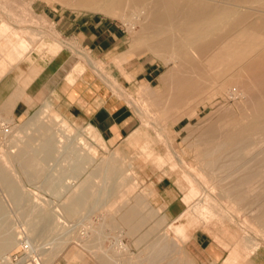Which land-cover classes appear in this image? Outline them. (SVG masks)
<instances>
[{"label":"bare ground","instance_id":"obj_1","mask_svg":"<svg viewBox=\"0 0 264 264\" xmlns=\"http://www.w3.org/2000/svg\"><path fill=\"white\" fill-rule=\"evenodd\" d=\"M46 1L53 4H58L60 6H67L68 8L70 7L78 12L90 11L93 13H99L104 17L117 19L122 21L123 23L129 24L130 28H133L134 26V22L133 19H131V17H133L136 21L137 18L140 17L142 18V15L144 16L146 10L148 11L152 9L153 11L154 8V12H155L157 10L156 8L162 7L161 9L162 10L164 9V11L161 14L160 11L162 10L160 11L157 10L156 12L159 11L158 12L159 14L157 13L158 16L156 18L153 17L155 19L153 18L152 20L150 19L152 22V23L149 22L150 30L148 29L149 26L147 25L148 28L146 30L147 32L145 31V34H147L146 36H148V39H150V41L146 42V45H144L145 44L144 43L143 44L144 47L141 48L140 50L136 52L130 51L124 54L127 57H131L132 55L150 52L152 55L158 57L159 62L166 69L164 70V72H161L159 76L160 84L158 85V89L159 91H161L162 97L159 96L160 93H158L157 95L159 97H155V94H157V92L152 86L148 85V83H143L142 85L139 86V88H137L136 93L140 97V101L144 106V109L146 110L145 113L149 115H147L146 117L144 116L141 117L142 120L141 126H138V128L132 131L127 136V138L129 140L128 142L130 145L139 146L147 157L153 158L154 161L158 160L162 164L168 163L171 166L170 168L175 169L179 161L175 159L177 155L174 156L171 152H168L165 155L157 153L158 151L155 152L152 146L153 140L150 137H148V133L146 132L144 127L148 126V122H149L148 120L151 116H153V113L154 116H156L155 113L157 114L160 113L161 111L164 112L165 115H167V118H165L166 116L164 115V113L161 112V116L163 115L162 117L167 120L168 118L170 120V116H172L171 122L174 125H177L179 122L186 119L187 122L185 124L184 130L186 131L187 134L185 135L192 137V142L189 145V147L188 145L187 147L189 150L191 148V154L193 156L194 164L192 166H186L184 164L186 169L182 171V177L186 180L188 184V189L185 192L182 201L183 204L187 206V208L181 211V213H179L178 216L166 222H165L166 219L163 216H162L163 218L154 219L155 209L154 210L149 209L151 212L148 214L149 216L151 215L150 217H152V219H154V224L150 225L153 227V229L151 227H150L151 229L147 228L148 231L146 230L145 231L149 233H147V235L145 236L144 233L146 232L143 231L142 234L140 235H144L145 237L143 236L144 237L143 239L146 240V237L149 234L154 233L153 235L156 236V239L159 240L155 242L153 241L152 245H154L155 243H162L163 247L166 246L165 248H169L168 246L169 245L171 246L172 243L167 245L166 244L167 241L164 239L166 238L169 232L174 234L173 239L179 238L180 240H182L181 238L185 237L187 229L185 223L182 222L184 218L187 220V223L189 225L194 223L196 219L200 218L201 217L200 215H202L203 218L205 219L206 217L207 218L214 217L222 220L221 215H223L224 217L225 212L229 210V207L226 206L227 208L223 209L225 212L221 214L220 212H222V208H220V206L218 207V203L220 202L219 199L226 198V200L228 199L232 202L234 198H239V196H241L242 198H246V196L244 195H247L249 199L252 198L250 201L246 199L247 207L245 208L243 206L241 207L238 206L240 208L238 209L243 211L241 213L242 217L238 218L239 222H241L242 224L241 226L242 228H240L241 229L240 237H238L237 241L234 243V245L228 251L227 255L224 257L225 259L223 260V264H256L254 261H252V259H249L248 257V255L250 254L249 248L252 247L251 246L252 237L248 235V231L250 230L251 232L255 233L257 236H260L261 237L260 243L261 242L264 243V194H263L264 191L263 193H261V191L263 190L261 188L259 189V191L261 190L260 191L261 194L259 192H258L259 194L257 193V195L251 193V191H253L255 186L258 187L259 185L260 187V184L258 183L259 181H264V19H252L254 18L255 15H253L251 19L250 18L247 19L249 17L247 15L248 13L247 14L238 13V12L236 13L239 7L238 9L236 8L237 6H241L240 5L241 3L248 5L245 2L259 1L260 4V2L262 1L261 0H254V1L252 0H46ZM192 1H194V3L195 1H197L198 2L197 5L200 4V6L193 5L194 3ZM208 1L213 2L214 4L212 3L210 4V2ZM9 11H11V9ZM28 11H30L33 17H35L34 15H37L32 8H30V10ZM235 14L236 16H234ZM28 15L30 16V14ZM153 15H156V13L155 14L153 13ZM259 15L261 16L260 13ZM45 19L46 18H44V16H41L40 18V20L42 21H44ZM0 22H1L0 23V71L4 70L6 64H13V63L17 64L24 59L30 61V56L26 55L28 49H31V51L35 50L38 53L41 52L42 54V50L45 51L46 48H48V46H51L54 49L52 51L56 53L58 51L61 52V49L67 46L62 41L59 40L60 38L58 39L57 37L52 36L50 33L45 32L42 29L27 28V30L25 31L21 30L22 31L21 32L11 28L10 25L5 20H3V18L0 20ZM41 25L43 26L42 23ZM143 27L144 26H142V28ZM144 29H146V27H144ZM53 32L56 33L57 35L59 34L54 30ZM24 33H26V36L23 35ZM135 33L137 34L136 31ZM145 34L143 33V35ZM137 36L138 35H134L131 38L132 39L131 41L133 42L134 46L141 43L139 41L140 43L134 44L135 40L138 39ZM145 37H143V39L147 41ZM50 49L51 48L49 47V50ZM52 53L53 52H51V54ZM51 54L49 56H51ZM54 55L55 54H53V56ZM53 56H51V59ZM88 60H89V56L87 61ZM179 60L186 61L187 63H189L188 66L186 65L184 67L183 66L178 67L176 63L177 61L179 62ZM90 62L94 63L95 61L93 62L89 60L88 63ZM231 62H236V63L239 62L240 66H238L234 72H230L228 73V75H226V72H228L230 68L229 66H231L230 65ZM92 63L91 65H94ZM169 64L171 65L175 64L177 68L174 66L175 69L174 67L173 69L177 71L175 72L174 70L169 68L170 66H168L167 68V65ZM34 68L36 69L28 73H26V71H23L22 73L17 72V77H16L17 83L20 84L21 87L24 88L41 69L37 65H35ZM28 70H30V68ZM74 73L79 75V71L77 69L71 70L70 74L67 75V80L71 84L75 82ZM100 77L102 76L100 75ZM127 78L130 80L133 79V76L129 74L127 75ZM108 86L111 90L115 91L116 88L113 82L112 83L109 82ZM169 88L171 90L172 88H174L172 91L175 90L174 93L171 95L172 97L170 95L168 96L166 95L169 92H170L169 94H171L172 92L171 90H168ZM20 94H21L20 92L16 91L13 94L7 95L5 97L4 102L1 105V109L8 114L11 113L18 99L22 97V95ZM224 94H226L227 98ZM219 97H222L223 101H218ZM185 103H188L187 105L189 107H187L185 111L178 113L177 112L179 110L178 106L180 105L181 108L182 106L185 107L186 105ZM171 104L174 107L171 106ZM168 105H170L171 107ZM162 107L166 110H164ZM172 107L176 108L177 114L175 116H173V114L175 113H172L173 111L172 112L170 111ZM167 108H169L168 109L169 114L172 113V115L167 114L168 113ZM183 108L182 110H184ZM206 109H209V111L206 112L203 116H201L200 112ZM160 118L161 117L157 115V119H158L157 121L161 124L160 121L163 120L162 122H164V119L160 120ZM194 118H196V122L193 123L192 121L194 120ZM167 120H165V123ZM6 123H8V125H12V127L11 128L9 127L7 129H5L6 127H4L3 129H1L3 136L6 138L0 140L1 142L4 141L2 143L3 145L4 143L7 144L8 152L9 154H11V156L9 155L10 158L16 161V163L19 164L23 169H25L24 173L22 172L23 176L25 174L26 169L28 170L34 168L38 164V160L34 154L35 153L34 150L36 149H32L33 151L31 150L33 153L29 151V147L31 148L30 140L34 142L35 139L33 137H35L34 136L35 134H37V137L39 136L41 137L42 140H44L43 146L46 147V149L52 146L53 144L55 145L60 144L63 146L64 144H67L69 147L67 152L68 151L72 152L71 153L72 155L73 153L76 154L75 158L71 157L74 158L71 159L72 161L70 160V162L72 163L73 160L76 159L77 161L79 160L78 162L79 164L80 162L83 164L84 163L89 164L90 158H92L94 154H97L100 150H105V151L108 150V145L104 140V138L102 137V135L100 134V132L89 123L85 128L82 129L81 133H78L77 135L81 139V141L75 143L74 137H76V132L72 130L73 124H71L69 120L66 117H64V115L60 114L48 100H44L43 103H41V105L39 106V109H37L35 113L27 117L26 119L24 120L22 119L21 123L17 124L14 121L13 117L12 118L9 117V119H4V121L1 122L0 125L2 126ZM165 123L163 124L165 125ZM163 124H162V128L164 127ZM10 129L12 130L11 132ZM158 131L160 130H157V132ZM157 132L155 135H158ZM158 133L160 135L161 132ZM164 134L165 133H163V135ZM186 138L183 137L181 139L186 140ZM37 142L39 143V141ZM94 144H96L97 146H94ZM0 150L2 149L0 148ZM62 151H64V149ZM4 152L6 154V151ZM116 153L112 152L110 155L108 154L109 156L108 157L106 156L103 164H99L93 170L92 169L91 170L92 171L96 170L95 173L98 174L100 173V175H104L106 178H109V180L112 181L114 180L115 188L125 187L126 189H131L132 184H134V182L131 181L128 184H124L126 177H128L130 173H128V169H125L126 168V166H124L125 164L122 165V162H120L121 159H119L120 157L118 158ZM76 156L79 159H77ZM65 158H67V156ZM156 163L158 164V162ZM70 165L72 164L70 163ZM60 166L61 164L58 166V170H60V168L62 167ZM72 166L74 167V165ZM61 169L63 170L64 168L62 167ZM77 169H79V167ZM62 170L60 171V173L63 174ZM80 171H77V173H79ZM67 172H69L67 174H70V171ZM58 173L56 175L57 177H58ZM45 175L47 174L44 173L43 177ZM56 176L55 174H53L52 177L50 176L52 182L53 180L55 181V179L57 180V178L52 180V178ZM0 180L6 186V188L12 192V194L13 193L15 194L16 199L20 197V194L16 192L17 190L12 182V178L6 171L3 164H0ZM59 180L61 181V179ZM60 181L59 183H61ZM112 181L109 183V185H112L111 184ZM254 182H257L258 184L254 185ZM53 184L54 183H52L50 187L49 186L46 187L49 188L47 189V191L50 192V189L52 190ZM62 184L65 185V183ZM257 187H255V189ZM62 188L65 189V186ZM108 191L109 190H107V192ZM56 192H57L56 196L58 197V194L60 195V193H58V191ZM97 193L98 190L96 192V195ZM210 193L217 194L216 198L213 197L212 194ZM250 193L254 195L251 198H250L251 196ZM10 199L12 200V198ZM13 199L15 200V198ZM19 199L21 201H24L22 196ZM19 199H17V202L19 201ZM27 199L25 200L27 201ZM82 199H84V196L76 197L74 199L72 198L71 201L68 202V204L63 208L64 216L68 217L69 215L75 214L79 205L82 204V202H84V200ZM93 200L92 202L95 201ZM142 204L146 205L142 201H136V203L133 204V206L129 205V207L124 208V210L122 208L121 220L125 225H127L128 231L130 233H134L138 228V224L145 223L144 220L148 218L145 215L144 217H139L138 215L137 210L139 207H141ZM117 206L119 207V205ZM118 207L113 209L114 210L117 209L119 211L120 207L119 208ZM142 208L144 207L142 206ZM238 209H236L237 211H235L237 216H238ZM2 211H3V207L0 204V212ZM48 211L46 213L44 212V215L41 216L42 220L40 221H38L40 219L39 216L37 220L39 229L38 226L36 225L37 227H35L36 229L35 231H33L34 233H32L31 238L35 239L36 236L33 237V234H35V232L38 233V231L41 232L43 231L44 236L46 235L45 234L46 232L49 235V233L54 230V225L57 226L56 224L58 223L63 224V222L60 220V217H55V221H54L53 220L54 217L52 218L53 215H50V212ZM21 213H19L20 218H21ZM140 215L143 216V214ZM160 220L162 221L160 222ZM231 220L229 221L232 222ZM40 222L42 223L41 228H40V224H41ZM163 222H165L164 227H162L161 228L162 231L159 232L161 230L159 229V225L162 224ZM202 225L204 227V224ZM27 237H29L30 239L29 235ZM74 237L75 236H73V239H75L76 241V243L74 242V244L76 245L69 244L71 243V242L69 243L67 242L69 240L64 242L66 244L68 243V245L65 247V250L63 252L69 254V255L64 254L65 256H70V255L72 256L77 254L75 246L79 245L83 247V245L85 244L84 243V239H86L84 238L85 236L83 237L84 239H82L83 242L80 240L81 239L80 235L79 237L77 236V233H76L77 238ZM139 237H137V239L134 238L135 239L134 241L140 243L141 240ZM43 239H45V237ZM19 243L21 242L18 239H16V236H14L13 234L11 233L1 234L0 252L3 251L6 252V250L8 252V250L12 249L14 246H16ZM114 243L115 241L113 242V244ZM117 244H119V242ZM148 244H145V246ZM28 245L30 246L29 243ZM258 245L259 243L256 242V245L254 247L256 248L258 247ZM35 246L36 245H34V247ZM128 247L126 246V244L124 245L122 244L121 246L119 244V246H117V249L116 250L114 249L115 251L114 250L113 251L116 253L127 252L126 254H128L130 251ZM171 247H173V245ZM57 248L58 245L48 252L41 251V254L44 255V257H46V260H49L54 255L57 254V253L55 254ZM255 248L252 247L251 249L255 251L254 250ZM178 249L179 248H177V250ZM39 251L40 249H38V252ZM27 252H30V250L29 251L27 250ZM2 257H4V255H2ZM106 257L110 258V256L108 255H106ZM110 259H111L110 261L112 262H115L117 260L114 259L115 261H113V258ZM121 259L123 260V258ZM30 260L36 264L41 263V260L39 261V258H36V256H34L32 253L30 254L26 253V256L18 259L16 262L8 261L6 264H28ZM101 261L103 262L104 259H101ZM169 262L171 263V261H168L167 263L165 262V264H168Z\"/></svg>","mask_w":264,"mask_h":264},{"label":"rangeland","instance_id":"obj_2","mask_svg":"<svg viewBox=\"0 0 264 264\" xmlns=\"http://www.w3.org/2000/svg\"><path fill=\"white\" fill-rule=\"evenodd\" d=\"M261 1L262 2H260V4H259V1L245 2L248 5L241 3L240 4L241 6H237L236 9H238V7L239 9L236 11V13L237 12L246 13V14L248 13L247 15L249 17L247 19L249 18L251 19L253 15L255 16L252 19H264L262 18L264 17L263 15L264 14V5H263L264 0H261ZM192 2L194 3V1ZM195 3L193 5H197L198 2L195 1ZM211 3L214 4L213 2H210V4ZM198 5L200 6V4ZM30 8H32L36 12L37 15H34L35 17H33L30 11H28L30 10ZM161 8L162 7L156 8V9L160 11L162 10ZM10 9L11 11H9ZM150 11H152V9L148 11L146 10V12L144 13L145 18L142 15V18L141 17L137 18L136 21L133 17H131V19H133L134 26L133 28H130L129 24L123 23L120 20L107 18L99 13H93L90 11L78 12V11H75V9H72L70 7L68 8L67 6H60L58 4H53V3L47 2L46 0H0V20L3 18V20H5L10 25L11 28L18 30V31H21V30L25 31L27 30V28L28 29H42L45 32L50 33L52 36L57 37L58 39L60 38L59 40L62 41L65 45H67L63 47V49H61V52L58 51L56 53L52 51L54 49L51 46H48V48H46L45 51L42 50V54L41 52H39L40 53L39 54L35 50L31 51V49H28L27 50L28 54L26 53V55L30 56V61L24 59L17 64L16 63L6 64L4 67V70L1 69L2 71H0V81L3 80L4 78H7V80L9 81L12 75L13 77L16 75L15 76L16 78L17 72L22 73L23 71H26V73H28L30 71H33L34 69H36L34 68L35 65L41 68L43 64H45L47 61L51 59V56H53V54L55 55L52 58H54L60 53H63V57L67 60L66 65H65V75H64L66 80H67V75L70 74V71L73 69H77L79 71V75L74 73L75 81L82 80V79L83 80L93 79L98 85L104 86L110 91H113V90L109 88L108 83L113 82L116 89L112 93L116 97L118 96L117 97L118 99L124 101L131 108V110L133 111L137 119L136 128H138V126H141L142 124L141 117L142 116L146 117L149 114L145 113L146 110L144 109V106L142 105L140 101V97L136 93V90L143 83H148V85L152 86L157 92V94H155V97H159V96L162 97L161 91H159L158 89V85L160 84L159 76L161 72H164V70H166L165 67L159 62L158 57L152 55L150 52L132 55L131 57H127L124 55L125 53L130 52V51L136 52L140 50L141 48L144 47V45H146V42L150 41V39H148V36H146L147 34H145V31L148 28L147 25L149 26L148 29L150 30V23H152L151 20L153 17L156 18L158 16L157 13L159 12V11L154 12V8H153L152 12L154 14L156 13V15H153V13ZM163 11L164 9L160 11V14ZM256 13L258 15L260 13L261 16L260 15L258 16ZM28 14H30V16ZM14 16L15 18L16 17L17 18L15 19ZM41 16H44V18L46 19L44 21L40 20ZM234 16H236V14ZM99 17L108 19L116 23L123 29L125 43L119 52L97 56L91 51H89L88 49L82 47L79 41H77L75 38L62 35L58 29V26L56 25V20L60 18H66L71 21L74 19H92V18L96 19ZM32 18H35V19H32ZM138 20H141V21H138ZM40 22L43 24V26L41 25ZM36 23H39V24H36ZM142 26L146 27V29H144V27L142 28ZM53 30L59 34L57 35L56 33H54ZM135 31L137 32V34L135 33ZM143 33L145 35H143ZM23 35L26 36V33H24ZM134 35H138L137 36L138 39L135 40L134 44H138L141 42L140 44L136 46H134L133 42L131 41L132 40L131 38ZM142 36L143 37L146 36L145 39H147V41L144 40ZM49 47L51 48L50 49L51 51L49 50ZM127 48H130V49H127ZM51 52L53 53L51 54ZM50 54L51 56H49ZM88 56H89L90 61H93V62L95 61V62L88 63L89 61V60L87 61ZM183 61L181 60H179V62L177 61L176 64L178 65V67L179 66L184 67L186 65L188 66L189 63H187L186 61H184L185 62L184 63ZM91 63L94 65H91ZM144 64H146L147 66L152 64L151 66L155 69L154 73H152L151 78L149 79L150 81L144 80L143 75H140L137 79L135 78V74L138 73L142 69ZM172 65L171 64L167 65V68L168 66H170L169 68L174 70L176 66L175 64H172ZM230 65L231 66H229L230 68L228 72H226V75H228V73L230 72H234L236 68L240 66V63L231 62ZM29 68L30 70H28ZM174 71L176 72L177 70H174ZM126 74L132 75L133 79L129 80ZM100 75L102 77H100ZM170 88L168 90H171ZM173 89L174 88H172V90ZM174 91H172L171 94H169L170 92L169 93L167 92L168 94L166 95L171 96L174 93ZM158 93H160L159 96H157ZM224 95L226 96V94ZM219 99L218 101H223L222 97H219ZM44 100H48L60 114L64 115V117H66L69 120V122L73 124L72 130L76 132V137H74V142L75 143L80 142L81 139L77 135L78 133H81L82 129L85 128L88 123L85 122L83 119H80L78 117H73L65 113L62 110V107L56 101H54L53 98H50L48 96L47 97L41 96L38 98L27 97L25 101L27 102L30 109L22 117H15L14 115H12V113L8 114L4 112L0 107V118H1L0 123L3 122L4 119H9V117L10 118L13 117L14 121L17 124L21 123L22 119L24 120L27 117L31 116L33 113H35V111L39 109V106L41 105V103H43ZM185 104H186L185 107L181 105L182 108L184 107L183 108L184 110H182L180 105L178 106V109H179V110L177 109L178 113L185 111V109L189 107L187 105L188 103H185ZM171 106L173 105L171 104ZM173 107L170 111L171 112L173 111L172 113H175L173 114V116H175L177 112H176V108H173ZM168 109L169 108H167V111ZM208 111L209 109L202 110L200 112L201 116H203ZM161 112L157 114L155 113L156 116H154V113H153V116L150 117L153 121L149 118L148 126L144 128L146 132L148 133V137H150L153 140L152 146L155 152L158 151L157 153L162 154V155H165L168 152H171L174 156L177 155L175 159L179 161L175 169L170 168L171 166L168 163L162 164L158 160L154 161L153 158L147 157L143 153V151L140 149L139 146L130 145L127 137L124 140H122L119 144H116V145H109L108 142H106L108 145V150L106 151L100 150L97 154H94V156L90 158L89 164L88 163L83 164L81 162L79 164L78 163L79 160L77 161L76 159H75L76 161L73 160V163L70 162L71 159L75 158L76 154L73 153L72 155L71 154L72 152L70 151H68L69 153L67 152V150L69 149L67 144L63 143L65 147L60 144L59 145L53 144L52 146L46 149V147L43 146L44 140H42L41 137L39 136L37 137V134H35L34 135L35 137H33L35 139L34 142L30 140L31 148L29 147V151L33 153L32 149H36L34 150L35 151L34 154L38 160V164L34 168H31L28 170L26 169L27 173L25 171V174H24L25 177H24L23 173L25 169H23L19 164L16 163V161L10 158L11 154H9L8 152L7 144L4 143L3 145L2 143L4 141L1 142V140L6 138L3 136L1 129H3L4 127L11 128L12 125H8V123L2 126L0 125V139H1L0 148L2 149L0 150V164L4 165L6 171L12 178V182L15 185V188L17 190L16 192L20 194L19 198H21L22 196L24 200V201H21L19 198H17L19 199V201L17 202L15 194L14 193L12 194V192L8 190L6 186L0 180V204L3 207V211L0 212L1 214L0 215V235L11 233L14 236H16V239H18L21 242L17 244L16 246H14L12 249L8 250V252L7 250L6 252L5 251L0 252V264H6L8 261L16 262L18 259L26 256V253L27 254L32 253L34 256H36V258H39V261L41 260L40 264H47L48 261H49L48 264H116V263L118 264H165V262L167 263L168 261H171L172 264H223V261H221L220 259L218 261L216 259L215 261V258L210 259L207 257L206 258L202 257L201 261L199 259H196L193 256V254L189 251V248H188L190 240L194 236V234L196 233L201 234V232H204L212 238L210 242L214 246V248H217L218 250L223 251V253L227 255L228 251L234 245V243L237 241L238 237H240V234H241L240 228H242L241 227L242 224L241 222H239L238 218L242 217L241 213L243 211L239 210L240 209L239 207L243 206L246 208L247 207L246 199L250 201L252 199L251 198L252 196L257 195L258 192L260 193L261 190L259 191V189L262 188L263 190L261 191V193H263L264 181L258 182L260 184V187L259 185H258L259 188L255 186L258 188V189L256 188L257 190L253 186L254 189L253 191H251V193L254 195H252L251 193H250L251 196L249 195L251 199H249L247 195H244L246 196V198H242L241 196H239V198H234L232 202L228 199L226 200V198L219 199L220 202L218 203V207L220 206V208H222V212H220L221 214L225 212L223 209H226L227 207H229V210L225 212L224 217L223 215L220 214L222 217V220H220L219 218H214V217L213 218L206 217L207 219L206 220L205 218H203L202 215H200L202 218L200 217L196 219L194 223L189 225L187 223V220L184 218L182 222L185 223V226L187 229L185 237L181 238L182 240H180L179 238L173 239L174 234L169 232L166 238H164L167 241L166 243L167 245L172 243L173 247H171L172 245L168 246L170 250L169 248H165L166 246L163 247L162 243H155L154 245H152L153 241L155 242L159 240V239H156V236L153 235L154 233L149 234L146 237V240L143 239L147 235V233H149V232H146L148 231L147 228L149 229L151 227L153 229V227L150 225L154 224V219L165 217L166 219L165 222L170 221L171 219L179 215V213L177 212L181 213V211L187 208V206L184 205L182 201H183V196L188 189V184L186 180L182 177V171L186 169L185 165L192 166L194 164L193 156L191 154V148L190 150L188 149L189 145L192 142V137L186 136L185 134L187 133L184 130L187 120L184 119L181 122H179L177 125H174L171 122L172 116H170V120L169 118L167 120L165 119L167 118V115H165V113L162 112L166 116V117L164 116L165 118H163L162 117L163 115L161 116ZM172 113L169 114V111H168L167 114L172 115ZM157 115L161 117L160 120L164 119V122H162L163 120L162 121L159 120L161 122L160 124L157 121L158 120ZM165 120H167L166 123H165ZM192 122L193 123L196 122V118H194ZM163 123H165V125ZM162 124L164 126L163 128H162ZM160 128H162L165 132ZM157 130H160L158 131V132H161L160 135L157 132ZM11 131L12 130L10 129V132ZM156 132L158 135H155ZM162 132L165 133L164 134L165 136L163 135ZM157 136H160V137H157ZM183 137L186 138V140L184 139L182 140L181 138ZM37 141H39V143ZM94 146H97V145L94 144ZM63 149L64 151H62ZM4 151H6L7 157ZM112 152L114 153L117 152L116 154L118 158L120 157L119 159H121L120 162H122V165L125 164L124 165L126 166V168L124 167L125 169H128V173L130 174L128 175V177H126L124 184H128L131 181L134 182V184H132L131 189H126L125 187L115 188L114 180L113 181L109 180V178H106L104 175H100V173L99 174L95 173L96 170L92 171L97 165L103 164L106 156L108 157ZM66 156L68 160L67 158H65ZM71 157H74V158H71ZM77 159L79 158L77 157ZM156 162H158V164ZM9 163L11 164V166ZM70 163L74 165V167L70 165ZM60 164L65 170L64 169L62 170L61 166H60L61 168L59 167L60 170H58V166ZM78 167L79 169H77ZM56 169L58 170L59 173L57 172ZM61 170L63 174L60 173ZM67 171H70V174H67L69 173ZM77 171H80V172L77 173ZM44 173L47 175L43 177ZM57 173H58V177L56 176ZM53 174H55L56 177L52 178V180L55 178H57V180L55 179V181L53 180L52 182L50 178L53 176ZM132 175L133 176L135 175V176L133 177ZM58 178L61 179V181ZM28 179H31V180H28ZM58 180L61 183H59ZM111 181H112L111 184L113 186L109 185ZM159 181H162L160 183L162 188H166L167 190H169V197H171L172 199L177 198L176 205L180 203L179 207L167 208L165 204L159 199L158 193H157V187H158L157 182ZM51 182L54 183L53 184L54 186L52 185V187L55 188L53 189L51 187L53 191L50 189V192L52 193L47 191V189L49 188H46L48 186L49 187L51 186L52 184ZM62 183H65V185ZM258 183L254 182V185H257ZM62 185L65 186V189L62 188L64 187ZM97 190H98V193L96 195ZM107 190L109 191L107 192ZM56 191L60 193V195L58 194V197L56 196L57 195ZM7 193L9 194L10 197L8 196ZM106 194L107 195L109 194V195L107 196ZM210 194H212V196L215 198L217 196V194L215 193L214 194L210 193ZM81 196H84V199H82L84 200V202H82V204L79 205L76 213L69 215L68 217H65L63 213V208L68 204V202L71 201L72 198L74 199L76 197H81ZM10 198H12V200ZM13 198H15V200ZM25 199H27V201ZM92 200L94 202H92ZM136 201H142L144 202V204L147 205L146 206L142 204L141 207H139L140 209L138 208L137 212H138L139 217H144L145 215L148 218L146 217L147 219L144 220L145 223L138 224L139 230L137 228V230L134 233H130L128 231L127 225H125L121 220V213H122L121 211H122V208L124 210V208L129 207V205L133 206V204H135ZM117 205H119L120 207L119 211L117 209H115L117 211L113 209V208H117L118 207ZM142 206L144 208H142ZM149 209H153V210L155 209L154 219L150 217L151 215L149 216L148 213L151 212ZM236 209H238V216L236 215V212H235L237 211ZM46 210L47 211L50 210L48 212H50V215H53L52 218L54 217L53 219L54 221H55V217H60V220L63 222L64 225L60 223L56 224L57 226L54 225V230L50 232L49 235L47 232L46 233L44 232L46 234L45 236L43 234V231L42 232L38 231L39 234L35 232V234H33V237L36 236V238L35 239L31 238L32 233H34L33 231H35L36 229L35 227L38 226V229H39V225L37 224V222L42 220L41 216L44 215V212ZM19 213H21V218L19 216ZM140 214H143V216H141ZM39 216H40V219L38 220ZM229 220H231L232 222H230ZM161 221L162 220H160V222ZM165 222H163L162 224L159 223L160 224L159 229L164 227ZM202 224H204V227ZM41 225L42 223L40 224V228H41ZM143 231L146 232L144 233L145 236L140 235L142 234ZM161 231L162 229L159 232ZM76 233L78 237L80 235L81 241L82 239L86 238L84 239V243H85L84 245L86 246L83 245L82 247V246L77 245L75 246L77 254L72 255V256L71 255L65 256L66 254L69 255L68 253L63 252L65 250V247L68 245V243L71 242L69 244L76 245L74 244V242L76 243V241L75 239H73V236H75L74 238H77ZM138 234L140 237L138 236ZM28 235L30 236V239L29 237H27ZM248 235L252 237L253 241L251 240V246L253 248H255L254 246L256 245V242L259 243L258 247L254 249L255 251H253V249H251L252 247L250 246L251 247L249 248L250 254L248 255L249 259H252V261H254L256 264H264V243L262 242L260 243L261 237L257 236L255 233L251 232L250 230L248 231ZM44 237L45 239H43ZM137 237L140 238L141 240L140 243H137L134 241L135 239H137ZM168 239H171V240H168ZM27 240H30V241H27ZM65 241H67L68 243L67 244L64 243ZM114 241L116 244L119 242L120 246L122 244L123 245L126 244L127 247L129 246L128 247L130 250L129 253L130 252L132 253L126 254L127 252H121V253L114 252L117 249V246H119V244L117 245L115 243L113 244ZM27 242L30 244V246L28 245ZM144 243L145 244L149 243L148 244L149 246L148 245L145 246ZM34 245L36 246L34 247ZM57 245H58V248L56 249L57 251H55V254L56 253L57 254L51 258L52 261L51 259L46 260V257H44V255L41 254V251L48 252L52 250L53 248H55ZM144 246H145V249H144ZM30 247L32 248V250ZM36 248L40 249V251L38 252V249ZM177 248L179 249L177 250ZM27 250L28 251L30 250V252H27ZM105 254L110 256V258H113V261H115L116 259L118 261L117 260L115 262L110 261L111 259L107 258ZM2 255H4V257H2ZM121 258H123V260ZM101 259H104V261L102 262ZM224 259L225 258H223V260ZM120 261H123V262H120ZM171 263L169 262L168 264H171ZM28 264H36V263L30 260Z\"/></svg>","mask_w":264,"mask_h":264},{"label":"crops","instance_id":"obj_3","mask_svg":"<svg viewBox=\"0 0 264 264\" xmlns=\"http://www.w3.org/2000/svg\"><path fill=\"white\" fill-rule=\"evenodd\" d=\"M56 25L62 35L75 38L82 47L97 56L117 53L125 43L123 29L102 17L71 21L60 18L56 20ZM66 61L63 53L50 59L41 66L40 71L24 88L17 83L15 74L9 81L7 78L1 80L0 107L7 95L18 91L22 97L18 99L11 113L15 117H22L30 109L25 101L27 97L48 96L53 98L65 113L83 119L94 126L109 145L119 144L137 127V119L133 111L112 91L98 85L93 79L77 80L73 84L68 83L64 77ZM151 65L144 64L142 69L135 74V78L143 75L144 80L150 81L149 79L155 71ZM161 182H157L159 199L167 208L179 207L180 203L176 205L177 198L169 197V190L162 188ZM211 239L204 232L194 234L188 246L189 251L200 261L202 257L223 261L226 254L214 248L210 242Z\"/></svg>","mask_w":264,"mask_h":264},{"label":"built area","instance_id":"obj_4","mask_svg":"<svg viewBox=\"0 0 264 264\" xmlns=\"http://www.w3.org/2000/svg\"><path fill=\"white\" fill-rule=\"evenodd\" d=\"M8 127H6L5 129H7Z\"/></svg>","mask_w":264,"mask_h":264}]
</instances>
